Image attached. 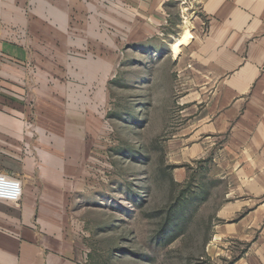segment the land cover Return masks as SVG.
Listing matches in <instances>:
<instances>
[{
    "label": "rangeland",
    "instance_id": "374dc122",
    "mask_svg": "<svg viewBox=\"0 0 264 264\" xmlns=\"http://www.w3.org/2000/svg\"><path fill=\"white\" fill-rule=\"evenodd\" d=\"M137 5L0 0L1 14L15 20L24 10L35 23L37 47L50 62L38 72L69 76L49 79L50 89L65 85L71 99L56 98L54 113L40 119L65 121V137L71 133L53 152L63 184L74 189L64 227L70 239L58 236L57 251L70 245L78 264H230L244 246L215 239L224 190L217 163L182 161L174 140L181 45L145 41Z\"/></svg>",
    "mask_w": 264,
    "mask_h": 264
},
{
    "label": "crops",
    "instance_id": "0c3cea01",
    "mask_svg": "<svg viewBox=\"0 0 264 264\" xmlns=\"http://www.w3.org/2000/svg\"><path fill=\"white\" fill-rule=\"evenodd\" d=\"M137 2L145 41L181 45L174 140L182 161L217 163L224 190L215 239L243 244L230 264H264V0ZM34 27L24 10L15 20L0 13V173L21 184L17 203L0 201V264H78L70 245L57 251L58 236L70 239L64 227L74 189L63 184L53 152L71 139L70 126L40 121L54 113L56 98L71 99L65 85L50 89L49 79L69 76L38 72L50 62Z\"/></svg>",
    "mask_w": 264,
    "mask_h": 264
},
{
    "label": "built area",
    "instance_id": "2783aa9c",
    "mask_svg": "<svg viewBox=\"0 0 264 264\" xmlns=\"http://www.w3.org/2000/svg\"><path fill=\"white\" fill-rule=\"evenodd\" d=\"M20 197V180L11 174L0 173V201L17 203Z\"/></svg>",
    "mask_w": 264,
    "mask_h": 264
},
{
    "label": "bare ground",
    "instance_id": "6f19581e",
    "mask_svg": "<svg viewBox=\"0 0 264 264\" xmlns=\"http://www.w3.org/2000/svg\"><path fill=\"white\" fill-rule=\"evenodd\" d=\"M187 31L182 35V37H187L189 35V32H187Z\"/></svg>",
    "mask_w": 264,
    "mask_h": 264
}]
</instances>
